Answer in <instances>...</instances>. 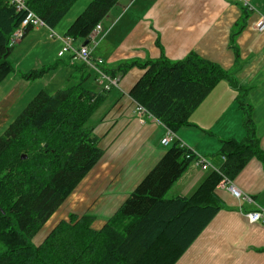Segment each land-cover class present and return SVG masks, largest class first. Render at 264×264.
I'll return each instance as SVG.
<instances>
[{"label": "trees", "instance_id": "16d2710c", "mask_svg": "<svg viewBox=\"0 0 264 264\" xmlns=\"http://www.w3.org/2000/svg\"><path fill=\"white\" fill-rule=\"evenodd\" d=\"M117 1L91 0L65 35L88 41L93 27ZM75 2L26 0L52 28ZM24 13L9 0H0V83L14 72L10 36ZM135 65L144 71L128 95L173 132L189 124L192 112L221 79L240 90L228 70L195 51L176 61L161 56L111 72L102 68L117 76ZM55 67L42 66L20 76L34 81ZM110 90L97 92L83 81L52 94L42 90L0 134V264H175L222 208L217 186L233 180L251 158L264 164L251 107L239 93L236 102L243 111L245 135L221 141L222 165L190 195L165 198L195 157L191 149L173 141L100 228L92 226L93 215L71 213L35 244L39 230L103 154L87 122Z\"/></svg>", "mask_w": 264, "mask_h": 264}, {"label": "crops", "instance_id": "0c3cea01", "mask_svg": "<svg viewBox=\"0 0 264 264\" xmlns=\"http://www.w3.org/2000/svg\"><path fill=\"white\" fill-rule=\"evenodd\" d=\"M260 15L264 16V0H118L102 19L104 34L92 55L102 59V66L110 72L120 65L161 56L176 61L195 51L228 70L240 87L221 79L192 112L189 124L175 132L174 141L195 156L205 157L209 167L203 170L191 161L165 198L190 195L210 171L222 165L221 141L244 137L243 111L236 102L239 93L251 107L259 147L264 151V31L254 29ZM76 16L70 8L54 29L65 34ZM84 42L74 39L72 44L78 47ZM61 47L60 40L49 38L40 27L30 29L14 45L10 55L14 72L0 83V119L15 108L22 95L27 93L31 100L58 76H69L75 83L83 81L86 88L101 91L90 67H82L69 53L58 57ZM53 64L54 69L34 81L20 76ZM143 71L135 65L117 73L119 88L107 93L88 120L103 154L66 200L70 205L77 202L69 212L93 215L94 228L113 214L168 147L160 143L165 127L148 118L141 124L135 101L128 95ZM231 181L251 200L234 197L221 182L216 194L222 208L175 264H264V222L249 223L244 216L264 208L263 162L251 158Z\"/></svg>", "mask_w": 264, "mask_h": 264}, {"label": "built area", "instance_id": "2783aa9c", "mask_svg": "<svg viewBox=\"0 0 264 264\" xmlns=\"http://www.w3.org/2000/svg\"><path fill=\"white\" fill-rule=\"evenodd\" d=\"M10 3L16 6L18 11H24V16L22 17L20 23L15 27L11 36L10 44L15 45L20 41L25 34L28 32L27 29L33 28H45L48 32L49 38L58 39L62 42V47L58 51V57L64 56L69 53L72 58L81 61L84 65L90 67L96 75V81L102 90H109L112 88H119V77L111 76L102 68L103 60L100 58H95L92 55L93 49L98 45L101 35H103V29L101 22H98L89 34L88 43L86 45H80L78 47L72 44L73 39L65 34L58 33L54 28L47 25V23L39 17L34 11L29 9L26 4V0H9ZM254 29L258 32L264 31V16L260 15L254 23ZM135 113L137 115L138 121L143 124L148 119H154L151 114H149L144 107L135 102ZM158 121V120H157ZM175 138V132L166 128L163 137L160 139V143L164 146L170 145ZM181 146H184L181 144ZM185 147V146H184ZM190 155L187 154V157ZM193 161L200 165V167L205 170L209 167V163L203 156H195ZM225 188L236 198H245L251 200L250 196L244 194L240 189H238L230 180L222 181ZM246 220L249 223L264 222V208L259 207L247 211L244 214Z\"/></svg>", "mask_w": 264, "mask_h": 264}, {"label": "rangeland", "instance_id": "374dc122", "mask_svg": "<svg viewBox=\"0 0 264 264\" xmlns=\"http://www.w3.org/2000/svg\"><path fill=\"white\" fill-rule=\"evenodd\" d=\"M88 0H76V2L71 7V10L75 12V14H79L84 7L86 6ZM65 79L69 80L68 85H66ZM65 82V83H64ZM76 81L72 80L71 77H65L64 79H61L60 76L58 78L56 77L53 82H51L48 86H45V90L47 93L52 94L56 90L65 88L71 84H75ZM88 82L90 81V78L88 79ZM89 85V84H88ZM90 86V85H89ZM23 97L17 102V105L14 109L11 111H8L6 116H3L2 119H0V134L5 130V128L12 122V120L16 117V115L22 110L23 106L27 104V101L30 100L27 93L22 95ZM25 98V99H24ZM25 100V101H24ZM27 100V101H26ZM26 102V103H24ZM25 104V105H24ZM22 106V107H21ZM17 108V109H16ZM19 110V111H17ZM18 112V113H17ZM88 125V122H87ZM77 202H74L72 205L76 204ZM70 203L65 200L59 208L56 210V212L48 219V221L44 224V226L39 230L37 235L34 237L33 241L35 244H39L44 237L48 234V232L51 230V228L61 219H68L69 215L73 212H69V207L72 206ZM79 211H82V206L79 205ZM77 214V213H75ZM82 214V213H81ZM80 213L78 215H81Z\"/></svg>", "mask_w": 264, "mask_h": 264}, {"label": "water", "instance_id": "95a60500", "mask_svg": "<svg viewBox=\"0 0 264 264\" xmlns=\"http://www.w3.org/2000/svg\"><path fill=\"white\" fill-rule=\"evenodd\" d=\"M87 43H88V41H85V42H84V45H86ZM22 157H23V158H25V155H24V156H22Z\"/></svg>", "mask_w": 264, "mask_h": 264}, {"label": "bare ground", "instance_id": "6f19581e", "mask_svg": "<svg viewBox=\"0 0 264 264\" xmlns=\"http://www.w3.org/2000/svg\"><path fill=\"white\" fill-rule=\"evenodd\" d=\"M12 4V3H11Z\"/></svg>", "mask_w": 264, "mask_h": 264}]
</instances>
